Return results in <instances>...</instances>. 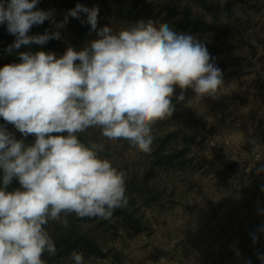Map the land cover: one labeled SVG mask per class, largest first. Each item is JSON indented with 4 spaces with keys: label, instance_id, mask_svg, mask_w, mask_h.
Here are the masks:
<instances>
[{
    "label": "clouds",
    "instance_id": "9594fccd",
    "mask_svg": "<svg viewBox=\"0 0 264 264\" xmlns=\"http://www.w3.org/2000/svg\"><path fill=\"white\" fill-rule=\"evenodd\" d=\"M39 3L0 0V25L15 37L7 53L19 59L0 67V264H47L45 254L57 253L50 222L66 228L72 214L109 220L127 205L125 173L100 156L102 143L85 144L79 134L99 128L108 140L150 153L153 125L173 116L189 89L216 100L224 83L223 71L195 35L151 19L119 31L98 28L99 8L80 3L56 21L54 10ZM69 17L88 24L95 38L79 50L68 45L62 55L21 50L60 40ZM45 21L56 30L29 35ZM29 136L33 142L25 143ZM13 180L18 187H11ZM70 259L85 264L75 250ZM258 259L264 264V254Z\"/></svg>",
    "mask_w": 264,
    "mask_h": 264
},
{
    "label": "rangeland",
    "instance_id": "374dc122",
    "mask_svg": "<svg viewBox=\"0 0 264 264\" xmlns=\"http://www.w3.org/2000/svg\"><path fill=\"white\" fill-rule=\"evenodd\" d=\"M77 3L99 8L98 28L119 31L151 19L197 36L223 71L224 83L216 100L189 89L173 116L153 125L150 153L108 140L99 128L79 134L85 144L102 143L100 156L125 173L126 216L72 214L66 228L50 222L49 233L70 232L74 225L94 238L100 253H83L85 264H261L264 232L257 230L264 226V172L257 170L264 167V0H40L37 7L54 10L61 21ZM42 26L56 30L48 21ZM60 33V40L46 44L57 55L95 38L88 24L71 17ZM35 34L43 32L34 25L29 35ZM7 128L22 138L12 125ZM33 140L29 136L25 143ZM73 250L45 260L72 264Z\"/></svg>",
    "mask_w": 264,
    "mask_h": 264
},
{
    "label": "trees",
    "instance_id": "16d2710c",
    "mask_svg": "<svg viewBox=\"0 0 264 264\" xmlns=\"http://www.w3.org/2000/svg\"><path fill=\"white\" fill-rule=\"evenodd\" d=\"M62 1H65V0H62ZM35 28L40 29L43 33L45 29H48L47 26H42V25L35 26ZM14 39L15 37L8 33L6 25L5 24L0 25V67H3L5 64L19 62L18 56L9 55L7 53V47L10 44H12ZM21 50L48 51V48L46 45H43V46L32 45L30 49L22 48ZM4 123L5 122L2 119H0V124H4ZM11 187L13 188L18 187V182L13 180ZM115 212L117 214H122V216L124 217L126 216V212L124 208H118L115 210ZM51 237L53 238L54 243L57 248V253L55 257H58L60 254H62L63 251H69L71 249H75V251L82 252L85 255H92L95 253H100V249L97 247L98 245L96 244V240L85 232H80V233L77 232L74 225L70 226V232H69V229L68 231H66L65 228H61L59 229V231L55 230V235H51ZM43 258L47 260L50 259V257L47 254H45Z\"/></svg>",
    "mask_w": 264,
    "mask_h": 264
}]
</instances>
